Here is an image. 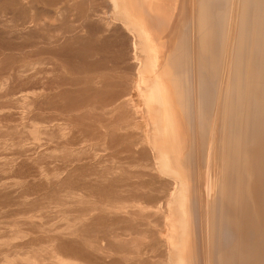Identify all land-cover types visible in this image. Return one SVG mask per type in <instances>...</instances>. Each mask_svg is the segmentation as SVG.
I'll use <instances>...</instances> for the list:
<instances>
[{"label": "bare ground", "instance_id": "1", "mask_svg": "<svg viewBox=\"0 0 264 264\" xmlns=\"http://www.w3.org/2000/svg\"><path fill=\"white\" fill-rule=\"evenodd\" d=\"M109 2L112 14L99 19L105 31L133 33V48L118 60L132 63L119 67L128 81L118 97L139 106L124 118H138L143 134L134 163L120 158L111 136L99 137L111 149L106 159L101 146L79 149L96 165L88 176L97 186L88 220L93 264H264V0ZM102 123L95 137L112 134ZM125 176L140 180L128 184ZM78 221L39 227L52 243L71 239L65 244L77 254ZM43 250L58 253L56 245ZM59 255L58 264H85Z\"/></svg>", "mask_w": 264, "mask_h": 264}, {"label": "rangeland", "instance_id": "2", "mask_svg": "<svg viewBox=\"0 0 264 264\" xmlns=\"http://www.w3.org/2000/svg\"><path fill=\"white\" fill-rule=\"evenodd\" d=\"M109 1L0 0V264H58L59 253V257L64 255L76 259L78 263L93 264L92 236H89L92 233L88 220L91 195L97 186L90 184L88 176L90 169L94 170L96 165L79 149L98 148L102 142L99 137L104 136L107 143L114 139L111 144L117 150L120 148L122 151L124 146V151H127L119 150L120 158L127 156L126 160L129 157L134 163L135 151L143 134L138 118L129 122L124 118L130 107L135 106L137 111L139 106L127 104L128 96L118 97L120 91H124L120 81H128L124 78L126 69L119 71V67L132 65L118 60L125 48H133V33L125 28L105 31L99 19L112 14ZM125 33L132 38L131 42L124 36ZM137 83H134L135 88H138ZM92 103L103 106L102 110L94 104L96 110ZM92 117L94 120H91ZM117 117L119 120H116ZM102 122L109 124L111 135L103 133ZM57 124L65 129L63 136L56 128ZM99 130H103L102 136L95 137L93 134H100ZM131 132H137L136 137ZM122 133L134 136L130 138ZM124 139L128 140L127 143ZM103 148H98L103 154H99V159H106V155L111 153V149ZM128 148L132 152L131 158ZM103 167L106 165L100 168ZM123 178L127 183L139 179ZM80 217L83 221H78L75 226L81 237L73 240L77 254L65 244L71 239L63 237L62 242L52 243L49 238L52 234L44 233L39 227L46 224L65 228L69 219ZM101 228L99 235L106 230L105 226ZM55 245L57 255H53L51 250H43Z\"/></svg>", "mask_w": 264, "mask_h": 264}]
</instances>
